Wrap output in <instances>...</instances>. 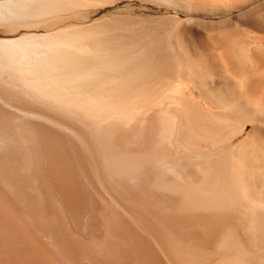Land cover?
Masks as SVG:
<instances>
[{
	"label": "bare ground",
	"instance_id": "6f19581e",
	"mask_svg": "<svg viewBox=\"0 0 264 264\" xmlns=\"http://www.w3.org/2000/svg\"><path fill=\"white\" fill-rule=\"evenodd\" d=\"M0 264H264V0H0Z\"/></svg>",
	"mask_w": 264,
	"mask_h": 264
}]
</instances>
